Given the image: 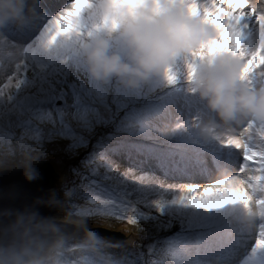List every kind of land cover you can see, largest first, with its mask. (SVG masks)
Returning <instances> with one entry per match:
<instances>
[{
  "label": "snow or ice",
  "instance_id": "obj_1",
  "mask_svg": "<svg viewBox=\"0 0 264 264\" xmlns=\"http://www.w3.org/2000/svg\"><path fill=\"white\" fill-rule=\"evenodd\" d=\"M189 3L230 42L246 69L244 84L264 85V0ZM33 7L36 15L22 27L0 33V164L23 165L53 144L80 159L76 180L63 188L66 198L52 197L51 213L20 202L15 191L0 196V242L11 241L20 212L59 217L66 211L86 222L85 230L103 221L141 234L129 247L114 232L94 229L91 251L73 246L81 249L77 264H238L242 250L249 252L247 264H264V121L229 129L224 144L239 153L238 162L224 174L210 164L205 171L197 130L199 137L213 130L196 114L191 63L186 75L169 68L135 88L102 83L80 52L91 36L83 20L93 0H39ZM252 37L259 41L249 47ZM25 171L39 175L31 164ZM174 225L178 230L166 234ZM41 227L60 230L50 222Z\"/></svg>",
  "mask_w": 264,
  "mask_h": 264
},
{
  "label": "clouds",
  "instance_id": "obj_2",
  "mask_svg": "<svg viewBox=\"0 0 264 264\" xmlns=\"http://www.w3.org/2000/svg\"><path fill=\"white\" fill-rule=\"evenodd\" d=\"M38 3L0 0V33L10 24L22 27L36 15L33 6ZM196 3L201 4L200 0ZM99 7L98 33L85 37L80 46L93 79L102 83L118 80L125 87H136L169 68L180 72L181 59L196 54L199 66L191 86L220 124L231 129L251 120L264 121V85L251 90L244 84L241 76L246 69L229 50L230 42L193 11L189 0H99ZM231 47L238 50L239 44ZM37 162L38 157L25 158L21 167H34ZM24 178L31 183L37 176L25 171ZM51 200L40 199L36 205L54 207ZM47 222L60 230L41 227ZM94 224L106 225L103 221ZM13 225L11 241L0 242V264H77L81 249L73 246L86 245L91 251L95 243L89 234L93 225L85 230L86 222L66 211L59 217L20 212Z\"/></svg>",
  "mask_w": 264,
  "mask_h": 264
},
{
  "label": "water",
  "instance_id": "obj_3",
  "mask_svg": "<svg viewBox=\"0 0 264 264\" xmlns=\"http://www.w3.org/2000/svg\"><path fill=\"white\" fill-rule=\"evenodd\" d=\"M50 164H38L34 167L38 170L39 175L31 183L27 182L24 178L23 168H7L12 170L3 169L0 171V196L6 191H15L18 194V199L23 202L25 199L31 203L36 204L37 200L49 199L56 195V191L53 190L55 183L58 180V174L53 169L52 163ZM37 163H42L41 161ZM36 163V164H37ZM45 163V162H43ZM59 195V194H58ZM57 196V195H56ZM39 208L43 209L42 215L51 213L52 207L46 205H38ZM94 229L101 231L114 232L117 236L125 239L128 235L123 234L117 229H107L101 226H94Z\"/></svg>",
  "mask_w": 264,
  "mask_h": 264
},
{
  "label": "rangeland",
  "instance_id": "obj_4",
  "mask_svg": "<svg viewBox=\"0 0 264 264\" xmlns=\"http://www.w3.org/2000/svg\"><path fill=\"white\" fill-rule=\"evenodd\" d=\"M60 144H53L51 145L46 152V155L44 156H39L36 155V157H38V162H46V161H50L51 163L58 159L59 161H55L58 165V163H60L61 168H58V170L55 168H53L55 170V172L59 173V178H58V182H57V186H55V190L57 191V193L59 194V197L61 199H65V195H64V191L63 188L66 184H69L70 181L76 180V176L73 173V168L75 166L78 165L79 163V156H72L70 157L66 150L63 149L60 151H57L55 147H58ZM17 149H18V145H16ZM52 157V159H51ZM52 163V166H53ZM15 167H21V165L17 164V163H12L10 164V166L8 168H15ZM5 169L4 167H0V171ZM70 186V184H69ZM96 226L95 224L93 225V227ZM101 227L107 228V229H117L120 230L123 234L128 235L127 237H125V241L127 243V245L129 247H132L134 244H136L137 239L140 238V233L137 231V229L135 228H131V227H127V226H121V227H116V228H112L110 225H100ZM171 234H174L175 231H171Z\"/></svg>",
  "mask_w": 264,
  "mask_h": 264
},
{
  "label": "bare ground",
  "instance_id": "obj_5",
  "mask_svg": "<svg viewBox=\"0 0 264 264\" xmlns=\"http://www.w3.org/2000/svg\"><path fill=\"white\" fill-rule=\"evenodd\" d=\"M128 88H132V87H128ZM113 107H115L114 105H113ZM62 145L60 144L58 147H55L56 148V150L57 151H60V150H62ZM51 159H52V157H51ZM55 161H59L58 159H56ZM54 161V167L58 170V168H61V166H60V163H58V165H57V163Z\"/></svg>",
  "mask_w": 264,
  "mask_h": 264
},
{
  "label": "trees",
  "instance_id": "obj_6",
  "mask_svg": "<svg viewBox=\"0 0 264 264\" xmlns=\"http://www.w3.org/2000/svg\"><path fill=\"white\" fill-rule=\"evenodd\" d=\"M52 163H53V162H52ZM37 164H50V163H48V162H47V163H46V162H45V163H43V162H42V163H37ZM53 164H54V163H53ZM35 165H36V164H35ZM50 165H51V164H50ZM16 168H18V167H16ZM54 191H55V189H54ZM177 223H178V221H177ZM138 241H139V239H137V241H136V242H138Z\"/></svg>",
  "mask_w": 264,
  "mask_h": 264
}]
</instances>
